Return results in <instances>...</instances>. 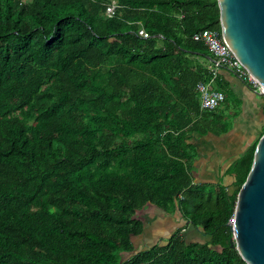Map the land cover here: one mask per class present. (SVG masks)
I'll return each instance as SVG.
<instances>
[{
    "label": "trees",
    "instance_id": "16d2710c",
    "mask_svg": "<svg viewBox=\"0 0 264 264\" xmlns=\"http://www.w3.org/2000/svg\"><path fill=\"white\" fill-rule=\"evenodd\" d=\"M205 29L217 0H0V264H246L230 220L261 136L229 186L195 182L193 134L228 132L199 107ZM149 206L186 224L138 250Z\"/></svg>",
    "mask_w": 264,
    "mask_h": 264
},
{
    "label": "crops",
    "instance_id": "0c3cea01",
    "mask_svg": "<svg viewBox=\"0 0 264 264\" xmlns=\"http://www.w3.org/2000/svg\"><path fill=\"white\" fill-rule=\"evenodd\" d=\"M210 63L211 61L204 63L207 70ZM211 87L225 96V101L213 111L219 117H231L233 127L224 134H193L191 143L195 151V182L212 185L223 176V184L229 186L232 179L224 176V172L264 131V97L255 94L250 85L225 69L219 71ZM140 216L144 220V231L140 236L133 238L135 249L138 250L149 249L162 238H168L184 223L179 224L178 220L183 219L178 212L165 215L154 206L142 210ZM164 231H168V234L162 236ZM184 234L187 242L202 239L191 226H187Z\"/></svg>",
    "mask_w": 264,
    "mask_h": 264
},
{
    "label": "water",
    "instance_id": "95a60500",
    "mask_svg": "<svg viewBox=\"0 0 264 264\" xmlns=\"http://www.w3.org/2000/svg\"><path fill=\"white\" fill-rule=\"evenodd\" d=\"M217 5L223 42L264 89V0H217ZM231 232L246 264H264V133L237 193Z\"/></svg>",
    "mask_w": 264,
    "mask_h": 264
},
{
    "label": "built area",
    "instance_id": "2783aa9c",
    "mask_svg": "<svg viewBox=\"0 0 264 264\" xmlns=\"http://www.w3.org/2000/svg\"><path fill=\"white\" fill-rule=\"evenodd\" d=\"M113 10V6L108 8L106 15H111ZM139 35L144 38L148 37L143 30L139 31ZM191 40L202 43L213 56V59L208 66V71L210 73L209 81L200 82L196 87L200 103V111H213L225 101L224 94L211 87L222 68L232 72L240 80L250 85L255 94H264V89H262L257 80L247 72L246 69H244L233 53L225 45L219 31L205 29L192 35ZM230 224H232V219L230 220Z\"/></svg>",
    "mask_w": 264,
    "mask_h": 264
},
{
    "label": "rangeland",
    "instance_id": "374dc122",
    "mask_svg": "<svg viewBox=\"0 0 264 264\" xmlns=\"http://www.w3.org/2000/svg\"><path fill=\"white\" fill-rule=\"evenodd\" d=\"M221 120H222L223 127H226V129H228V131L230 129H232V127H233V120H232L231 117L226 116V115H221ZM178 221H179V224H181L182 222H184L183 225L186 224V221L185 220H178ZM166 234H168V231H164L162 233V236H164ZM162 239L163 240H166V238H162Z\"/></svg>",
    "mask_w": 264,
    "mask_h": 264
}]
</instances>
